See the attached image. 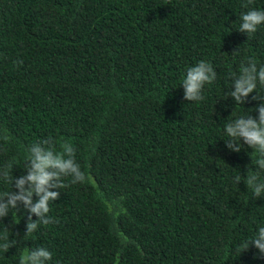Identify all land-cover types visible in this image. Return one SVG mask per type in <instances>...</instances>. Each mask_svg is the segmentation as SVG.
Segmentation results:
<instances>
[{
    "label": "trees",
    "instance_id": "trees-1",
    "mask_svg": "<svg viewBox=\"0 0 264 264\" xmlns=\"http://www.w3.org/2000/svg\"><path fill=\"white\" fill-rule=\"evenodd\" d=\"M247 2L0 0V169L23 175L27 148L51 138L75 147L88 177L65 178L53 222L28 236L23 205L0 219L16 240L0 264L39 246L49 264H264L242 251L264 196L234 182L256 157L242 141L229 151L224 131L260 103L223 98L242 63L264 65V24L238 31L264 0ZM201 60L217 78L187 102L180 85Z\"/></svg>",
    "mask_w": 264,
    "mask_h": 264
},
{
    "label": "clouds",
    "instance_id": "clouds-1",
    "mask_svg": "<svg viewBox=\"0 0 264 264\" xmlns=\"http://www.w3.org/2000/svg\"><path fill=\"white\" fill-rule=\"evenodd\" d=\"M249 3L251 0L242 6L248 8ZM262 24L264 10L250 8L240 15L238 31L253 34ZM216 78V72L209 62L201 60L189 66L180 85L183 88V99L187 102L203 100L204 86L212 84ZM258 85L264 86V65L258 67L257 61L249 58L246 63L241 64L239 74L233 75L229 91L223 96L224 99L231 97L236 105H241L250 94L256 93L252 99L260 101L257 107L228 121L224 127L228 137L225 145L229 151L241 152L242 141L243 145L252 150L251 155L256 157L251 159V165L245 166L246 177L239 174L234 177V182H243L257 198L264 196V179L261 178L264 173V93L257 95ZM253 111L257 115L253 116ZM253 166L255 170H252ZM25 167L26 171L18 178L13 177L11 168L0 169V182L16 190L0 194V219L8 216L10 212L16 213L19 206L23 205V210L28 214L24 237L34 233L39 225L53 222L48 215L50 204L59 199L60 190L66 187L65 178H70L72 184L85 183L88 179L77 161L75 147L68 141L57 146L55 140L45 138L31 144L27 148ZM33 216L36 217L35 221ZM5 232L9 231L5 228ZM15 245L16 240H10L9 235L0 237V251L6 253ZM249 246L254 247L264 257V226L242 245V251L248 250ZM52 256V252L43 246L26 249L19 264H49Z\"/></svg>",
    "mask_w": 264,
    "mask_h": 264
}]
</instances>
